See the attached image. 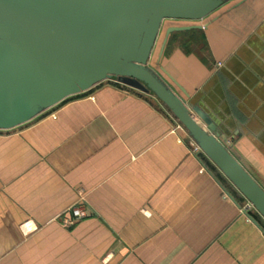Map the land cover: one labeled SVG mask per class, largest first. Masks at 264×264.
<instances>
[{
	"label": "crops",
	"instance_id": "crops-1",
	"mask_svg": "<svg viewBox=\"0 0 264 264\" xmlns=\"http://www.w3.org/2000/svg\"><path fill=\"white\" fill-rule=\"evenodd\" d=\"M171 26L193 28L161 54ZM150 65L264 187V0L165 20ZM192 142L155 96L115 80L0 129V264H264V233L204 164L247 202ZM82 193L89 215L67 226Z\"/></svg>",
	"mask_w": 264,
	"mask_h": 264
},
{
	"label": "water",
	"instance_id": "water-1",
	"mask_svg": "<svg viewBox=\"0 0 264 264\" xmlns=\"http://www.w3.org/2000/svg\"><path fill=\"white\" fill-rule=\"evenodd\" d=\"M225 1L0 0V129H13L69 97L115 80L155 96L264 219V187L229 151L219 125L197 101L188 105L173 90L163 75L190 98L163 66L159 71L150 65L165 20H200ZM192 28L168 27L161 54L171 33ZM204 166L264 233L260 221Z\"/></svg>",
	"mask_w": 264,
	"mask_h": 264
},
{
	"label": "built area",
	"instance_id": "built-area-1",
	"mask_svg": "<svg viewBox=\"0 0 264 264\" xmlns=\"http://www.w3.org/2000/svg\"><path fill=\"white\" fill-rule=\"evenodd\" d=\"M192 145L194 147V151H201L200 147L195 143L192 142ZM246 208L251 210L253 207L250 203L247 202L246 204ZM69 216H65L63 218V223L67 226L71 225L72 223H74L75 221L82 219L86 216L89 215V210L87 207V202H86V195L85 194H81L79 199L76 201V203H74L69 209Z\"/></svg>",
	"mask_w": 264,
	"mask_h": 264
},
{
	"label": "trees",
	"instance_id": "trees-1",
	"mask_svg": "<svg viewBox=\"0 0 264 264\" xmlns=\"http://www.w3.org/2000/svg\"><path fill=\"white\" fill-rule=\"evenodd\" d=\"M187 43H188V41H185V44H187ZM170 47H171V41H169V44L167 45V50H168ZM118 85H121V84L118 83ZM76 96H79V95H76Z\"/></svg>",
	"mask_w": 264,
	"mask_h": 264
},
{
	"label": "rangeland",
	"instance_id": "rangeland-1",
	"mask_svg": "<svg viewBox=\"0 0 264 264\" xmlns=\"http://www.w3.org/2000/svg\"><path fill=\"white\" fill-rule=\"evenodd\" d=\"M253 211H255V210L253 209Z\"/></svg>",
	"mask_w": 264,
	"mask_h": 264
}]
</instances>
